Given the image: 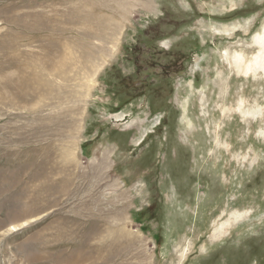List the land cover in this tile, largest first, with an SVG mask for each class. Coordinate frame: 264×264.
<instances>
[{"label":"rangeland","instance_id":"1","mask_svg":"<svg viewBox=\"0 0 264 264\" xmlns=\"http://www.w3.org/2000/svg\"><path fill=\"white\" fill-rule=\"evenodd\" d=\"M263 35L264 0H0V264H264Z\"/></svg>","mask_w":264,"mask_h":264},{"label":"bare ground","instance_id":"2","mask_svg":"<svg viewBox=\"0 0 264 264\" xmlns=\"http://www.w3.org/2000/svg\"><path fill=\"white\" fill-rule=\"evenodd\" d=\"M104 1H105V0H104ZM114 1H115V0H114ZM109 2H110V0H109ZM106 3H108V2H106ZM103 4H104V3H103ZM103 4H102V5H103ZM107 5H108V4H107ZM106 7H108V6H106ZM108 9H109V8H108ZM111 10H112V9H111ZM103 12H105V11H103ZM103 12H101V13H103ZM90 13H91V12H90ZM106 16H107V15H106ZM89 17H91V20H92V18H96V17H94V13H93L91 16H88V17L86 16L84 19H87V18H89ZM97 18H99V19L101 20V23H100L101 25H102V24H103V25L106 24V25H105L106 27H104V29H105V30H109V25H108L109 23H108V20H109L110 17H109V18H105V17H102V15H101L100 17H97ZM97 18H96V19H97ZM110 20H111V18H110ZM86 21H87V20H86ZM97 21H98V20H97ZM93 22H94V20H93ZM100 24H99V25H100ZM96 32H97V31H96ZM96 32H94V33L92 32L91 34H92L93 36H94V34L97 35L98 37L101 36V35H100V32H97V33H96ZM105 35H106V34H105ZM89 37H90V36H89ZM105 37H106V36H105ZM95 38H97V37H95ZM106 38H107V37H106ZM108 39H109V37H108ZM86 40H87V39H86ZM255 40L258 41V44L260 45V48L262 47L263 50L260 51L259 54H257V56H254V58H253V59H254V62H252V63L250 62V63H248V64H247V63L245 64V66H246V69H245V70H248V69H249V70H250V69H254L253 66H252L254 63H255L256 65H258V66L263 67L262 64H261V60H262L263 55H264V35H263V36H259V37H258L257 39H255ZM103 41H104V40H103ZM82 42H83V41H82ZM60 43H61V42H60ZM64 44H65V43H64ZM64 44H63V45H64ZM86 44H87V43H86ZM256 44H257V43H256ZM96 45H97V44H96ZM83 46H84V45H83ZM101 46H102V45H101ZM49 47H50V46H49ZM103 47H104V46H103ZM77 48H78V47H77ZM91 48H92V47H91ZM104 49H105V48H104ZM93 50H94V49H93ZM93 50H92V52H93ZM47 51H48V50H47ZM98 51H99V50H98ZM101 52H102V51H101ZM65 53H66V52H65ZM86 53H87V52H86ZM54 54H55V53H54ZM67 55H69V54H67ZM90 55H91V53H90ZM61 57H63V56H61ZM85 57H86V56H84V58H85ZM65 58H66V57H65ZM80 58H82V57H80ZM84 58H83V59H84ZM234 58H235V60H234L235 63L240 67V69H242L243 66H244V65H243V64H244V63H243V62H244V61H243V57H242L240 54L237 53L236 57L234 56ZM83 59H82V63H83ZM70 60H71V59H69V58H68V60H64V61L62 60V62H61V65H62V66H61V67H64V66L66 67V66H68V65L70 64ZM72 62H73V61H72ZM263 63H264V62H263ZM81 65H82V64H81ZM95 65H96V64H95ZM96 66H97V65H96ZM96 66H95V67H96ZM93 67H94V66H93ZM255 68H256V67H255ZM81 69H82V68H81ZM57 71H58V70H57ZM59 71H60V69H59ZM59 71H58V72H59ZM92 71L94 72V69H93ZM62 72H63V70H62ZM67 73H68V72H67ZM46 74H47V73H46ZM51 74H52V73H51ZM59 74H60V73H59ZM61 74H62V73H61ZM31 75L33 76L32 79L38 80V79L41 78V79H43L44 81L46 80L43 84L46 85V86H48V84H49V83H48V80H50V79H49L50 77H49L48 79H47V78L44 79L42 76H40L41 74H39V72H35V71H33ZM62 75H63V74H62ZM68 75H69V74H68ZM59 76H60V75H59ZM63 76H67V75L64 74ZM53 78H54V77H53ZM52 84H53V83H52ZM41 85H42V84H41ZM49 85H50V84H49ZM42 86H43V85H42ZM51 86H52V85H51ZM43 87H45V86H43ZM239 104H240V103H239ZM249 112H250V111H249ZM242 113H243V114H246V112H242ZM247 113H248V112H247ZM246 115H247V114H246Z\"/></svg>","mask_w":264,"mask_h":264}]
</instances>
